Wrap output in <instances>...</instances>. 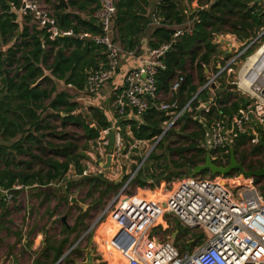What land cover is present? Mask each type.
Returning <instances> with one entry per match:
<instances>
[{"label": "trees", "instance_id": "trees-1", "mask_svg": "<svg viewBox=\"0 0 264 264\" xmlns=\"http://www.w3.org/2000/svg\"><path fill=\"white\" fill-rule=\"evenodd\" d=\"M41 1L46 6L52 4V0ZM181 1L161 0L157 6L159 21L151 33L149 48L154 49L169 42L177 30H182L183 34L163 58L165 69L160 70L155 78L156 96L167 97L174 80L180 76L184 82L168 103L180 100L176 107L177 112H180L186 102L198 95L193 102V112L184 111L176 121L175 126L181 125L178 133L173 129L168 130L135 174L131 183L142 189L151 190L162 180L168 183L172 178L192 176V170L204 164L207 154L213 156L205 147L210 123L215 119H230L246 105V100L241 97L231 99L232 93L225 90L221 81L220 90L215 91L216 106L209 113L194 110L209 95L207 90L198 93L206 82L204 68L213 65L215 69L216 64L223 65L224 62L218 61L219 46L213 38L215 35L232 34L240 42L249 41L264 27V11L260 0H197L199 9H196L192 21L188 19L189 14L184 13ZM113 2L117 25L120 21L124 22L122 16L130 15L138 0ZM68 3L70 8L74 6V0ZM96 4L95 12L98 9ZM19 5L20 0H0V185L14 193H17V190H12L14 186H20V190L31 188L38 191V196L44 194L49 199L55 194L50 187L61 181L70 169L76 176L82 175L88 144L96 142L99 133L112 124L101 108L89 107L86 113L79 112L78 104L72 101L67 92L59 91L57 83L63 82L65 86L83 90L88 74L98 69V62L89 56L90 52L100 48L105 50L93 40V37L101 35L100 23L94 16L88 21L80 17L71 18L62 7L56 5L52 13L58 29L71 31V37L59 36L50 40L45 30L39 33L32 27L29 33L28 28L24 27L19 36L24 39L22 43L2 51L1 47L15 38L19 29L12 11V8L18 9ZM187 23L190 26L185 27ZM81 33L92 37L84 44L78 37ZM127 45V50H132L130 43L127 42ZM68 48L73 50L67 55ZM17 54H20L18 61ZM102 60L103 68H106V54ZM13 66L15 73L7 75ZM194 71L197 82L193 78ZM224 77L225 74L222 75L223 80ZM156 103H159V99ZM166 119L167 116L154 106H150L145 115H137L133 109H127L123 116H117V124L125 140L122 153L127 152L134 140L153 142L161 135V125ZM127 127L131 138L126 135ZM70 128L75 131H69ZM186 130L189 132L184 134ZM174 135L179 137L178 147H170L176 145L175 142L168 143ZM81 142L83 145H80ZM246 145L251 148L246 149ZM232 148L237 162L246 171L254 172L264 167L263 148L259 144L252 146L248 137H236ZM133 158L141 161V158ZM224 158L226 166L230 161V151ZM213 163L223 165L217 161ZM238 173L234 170L227 177ZM206 174L211 175L202 173ZM82 181L88 185L89 196L102 189L98 203L115 193L121 185L108 181L103 175L84 177ZM254 182L264 196V178H254ZM7 208V200L0 195L2 217L7 215ZM76 224L72 229L64 227V232L74 234L80 226ZM167 232L170 235L177 232L174 244L179 250L192 247L188 245L189 237L195 241L204 237L199 231L183 228L177 221ZM50 249L56 259L61 255V246ZM43 257L49 259L47 254Z\"/></svg>", "mask_w": 264, "mask_h": 264}, {"label": "built area", "instance_id": "built-area-1", "mask_svg": "<svg viewBox=\"0 0 264 264\" xmlns=\"http://www.w3.org/2000/svg\"><path fill=\"white\" fill-rule=\"evenodd\" d=\"M96 2L98 9L94 17L100 23L101 35L93 37V40L104 48L107 66L88 74L84 89L89 95L96 94L114 77L121 53L111 40V25L116 13L114 2ZM260 3L264 11V0H260ZM18 10L30 15L36 28L45 30L50 40L61 35H72L71 31L62 32L58 29L52 11L41 0H20ZM155 22L158 23V20ZM182 34V30H177L169 42L149 50V59L124 75L122 91L115 97L116 114L119 117L127 109L143 115L150 106L167 116L161 125V135L153 140L155 145L184 111L193 112V102L197 97L191 98L180 112L176 110V101L156 103L155 78L160 70L165 69V54ZM222 38V35H215L213 40L219 44ZM227 39L230 53L236 55L223 67L217 65V71L207 74L206 82L199 91L207 90L208 99L194 109L200 113H209L216 106L215 91L220 89L221 81L225 86L222 75L232 71L231 65L234 62L245 59L235 80H224L236 86L235 91L246 100V105L230 119L213 120L206 134L205 147L213 153L211 160L222 163V166L226 162L224 156L228 154L236 137L246 136L252 145L259 144L261 138L264 140V27L249 41L240 42L235 36ZM208 70L204 68L205 72ZM183 82L182 76L177 77L170 90L176 93ZM212 86L216 89L213 90ZM111 131L115 133L114 151H123L124 137L116 123L101 131L97 141L108 147ZM126 135L131 138L128 127ZM133 143L140 142L134 140ZM148 155L136 168L137 171ZM115 156L117 153H112V162ZM136 170L106 208V217H111L112 221V234L102 239L101 244V236L95 237L99 240L98 250L104 264H264V196L254 178H245L240 172L232 178L220 175L184 176L175 180L169 191L162 193L163 189H160L163 199H158L155 193L153 196L139 193L126 195L125 191L131 185ZM91 173L103 175L105 171L99 166L93 170H84L82 175L88 176ZM19 188L13 187L12 190ZM0 195L7 201L12 198L11 190L1 185ZM171 219L185 229L201 232L204 237L199 241L189 237L188 245L193 248L179 250L174 246V240L159 238V235L167 234L170 230ZM107 248L113 249L116 255L111 257Z\"/></svg>", "mask_w": 264, "mask_h": 264}, {"label": "rangeland", "instance_id": "rangeland-1", "mask_svg": "<svg viewBox=\"0 0 264 264\" xmlns=\"http://www.w3.org/2000/svg\"><path fill=\"white\" fill-rule=\"evenodd\" d=\"M205 1L201 0V2ZM212 1L214 0H209V2ZM187 2V0H182L181 4L187 11H190L191 9H188L189 3ZM203 6L205 7V5ZM197 8L199 9V6ZM192 12L194 11H191L190 14ZM184 26L186 27L188 24ZM222 36L225 41L229 42L225 37L226 34ZM219 51V55L222 56L224 61L223 65L221 64L222 67L236 55L232 53L227 54L228 48L223 44L220 46ZM244 61L245 59L241 58L231 65L232 71L229 74L226 72L224 77L228 82L235 80ZM193 78L197 82L196 71L193 72ZM229 92L232 93L231 99L240 97L236 91L230 90ZM159 99L161 103H168L171 96L160 97ZM180 126L174 125L171 129L178 133L177 131ZM190 127H192L191 124ZM69 131L75 130L70 128ZM188 132L186 130L183 133L187 134ZM178 140L179 137L176 135L171 137L168 142L169 145L174 142L176 145L172 144L170 147H178ZM80 145H83V142ZM156 145L154 142H149L145 145L130 146L125 153L126 155L122 151H114L117 153L116 166L112 163L113 172H105L103 177L108 181L121 183V185L115 193L109 195L99 203L98 199L102 193V189L89 196L88 185L82 181L84 177L76 176L73 169H70L61 181L50 187L55 194L51 195L49 199H46L44 194L38 196V191L31 188L17 190V193L11 192L12 198L10 201H7V215L2 217L0 209V264H55L63 255L66 256L59 264H88V259H91L93 264H104L98 250L97 242L99 240L98 238L95 239V237L101 236V244L102 239L112 234L110 233L112 221L111 217H106V208L112 198L122 190L128 177L135 172L141 161L154 150ZM245 148L248 149L251 146L246 145ZM87 149L85 151L87 159L84 163L89 162L95 168H98L100 163L105 162V157L109 153L108 147H104L99 141L89 143ZM159 153L160 151H158ZM133 157L141 158L140 162L135 160L137 162L135 169H132L130 166V168L127 167L128 160H133ZM109 173L116 174L113 180H110ZM91 176L96 175L91 174ZM207 176L209 175L206 174L202 177ZM171 187V182H169L166 189L162 190V193L166 190L169 191ZM159 190V186H155L150 190L148 188H138L131 183L125 193L128 196L135 193L151 196L156 192L154 196L158 199H163L162 193ZM53 217L54 219H52ZM61 218H65L66 225L61 222ZM174 222L176 221L171 219L170 226ZM76 223H79L80 226L74 234L68 235L64 232V227L72 229L77 225ZM169 231H171V227ZM37 234H40L39 238H37ZM172 235L170 236V232H167V234L159 235V238L165 240L171 239L173 241ZM60 246L62 247L61 255L56 259L54 252L50 248H58ZM112 250L111 248H107L109 255L112 254V256L110 255L111 257L116 255L115 251ZM44 254H47L49 259L46 260L43 257Z\"/></svg>", "mask_w": 264, "mask_h": 264}, {"label": "crops", "instance_id": "crops-1", "mask_svg": "<svg viewBox=\"0 0 264 264\" xmlns=\"http://www.w3.org/2000/svg\"><path fill=\"white\" fill-rule=\"evenodd\" d=\"M69 0H66L68 10H65L60 4L59 0H52V4L47 6L51 11H53V7L56 5L62 7L63 11L68 13L70 16L71 14H75L74 17L71 16V18L80 17V19L88 21L90 18H92L95 14V10L97 7L96 2H90L89 0H74V6L72 8L69 7ZM161 0H147L142 1L138 0V2L134 3L135 5L132 7V11L130 12L129 16H122L124 19V22H118V24H115L116 17H113L112 25H111V40L113 39L114 44L120 49V57H119V65L116 70V73L114 77L105 84L96 94L89 95L86 93L85 89L83 90H77L71 85L65 86L63 82H58V90L59 91H65L67 92L70 97L72 98V101L77 103L79 106V112L86 113L89 107H97L101 108L105 111V115L108 117V119L112 122L111 126L114 123H118L117 120V114H116V107H115V97L116 95L120 94L123 88V78L124 75L131 69H134L138 67L142 62H145L149 59L148 53L149 50V41L151 40V33L154 31V29L157 27L158 23H156V19L159 21V18L157 17V6L160 4ZM189 3V7L191 10L187 11L185 7L183 6L184 13L190 14L191 11H196L198 5L197 0H194ZM12 8V7H11ZM142 14V15H141ZM13 16L15 18V23L19 25V29L17 31L16 37L11 38L7 45L2 46L1 50L6 51L8 48L13 47L14 45H20L23 38H19L21 31L24 27L28 28L29 33H31L32 27H34L36 30H38L39 33H43V30L36 28V26L32 23L30 15L23 14L20 10L15 9L13 11ZM195 19V17L193 18ZM190 21V20H189ZM188 24V23H187ZM189 25V24H188ZM190 26V25H189ZM64 32V31H62ZM62 36V35H61ZM229 36H234L232 34H226V39ZM62 37H71L70 36H62ZM79 39L84 41V44L92 37L90 34L81 33L79 36ZM223 37V36H222ZM229 41V40H228ZM127 42L130 43V46H132V50H127ZM83 44L82 47L85 45ZM227 45V41H225L223 38L219 42L218 46ZM73 49L68 48L66 50V54L68 55ZM102 48L95 49L90 52V55L95 61L98 62V68L102 69L104 66V61L102 60L103 56L105 55ZM230 51L228 49L227 54H229ZM220 54V53H219ZM20 54L16 55V60L18 61V57ZM219 61H223L222 56H218ZM217 65H220V63L216 64L215 69H213V65H211L209 70L207 72L204 71V74L207 76V74H211L215 71H217ZM74 68V67H73ZM10 72H7V75H13L14 72V66L9 69ZM88 72H86V75ZM225 87V86H224ZM220 90V89H219ZM218 91V90H216ZM227 91V90H226ZM232 91V90H231ZM178 92V91H177ZM176 92V93H177ZM170 90V93L167 96H171L176 94ZM198 95V94H197ZM195 95V96H197ZM160 96L158 95V99ZM160 100V99H159ZM177 103H180V100H174ZM187 103V102H186ZM185 103V105H186ZM184 105V106H185ZM131 110V109H130ZM84 111V112H83ZM130 114H128L129 116ZM118 126V124H117ZM149 143L148 141H141L138 144H130V146L135 147L136 145H145ZM126 155V154H125ZM117 157V156H115ZM117 162V158L114 159L112 162L115 164ZM213 162V161H212ZM137 162L134 160H128L127 167H132V169L136 168ZM85 169L93 170L95 169L92 164L89 162H85ZM101 166V163L99 164ZM114 166V165H113ZM116 166V164H115ZM129 167V168H130ZM113 168V167H112ZM111 168L110 172H113V169ZM128 168V169H129ZM127 169V170H128ZM130 171V170H129ZM109 172V171H105ZM93 174V173H91ZM88 175V176H91ZM95 175V174H93ZM115 173H109L110 180H113V177L115 176ZM88 176H78V177H88ZM193 176V175H192ZM198 176H203L198 175ZM184 177V176H182ZM189 177V176H185ZM179 178H175L177 180ZM171 179V185L174 181ZM117 183V182H116ZM169 183V182H168ZM168 183L166 181H160L157 186H159V189H166L168 186ZM14 187H20V186H14ZM20 190V188L18 189ZM162 191V190H161ZM156 194V192H154ZM54 219V217L52 218ZM40 234H37V238H39Z\"/></svg>", "mask_w": 264, "mask_h": 264}, {"label": "water", "instance_id": "water-1", "mask_svg": "<svg viewBox=\"0 0 264 264\" xmlns=\"http://www.w3.org/2000/svg\"><path fill=\"white\" fill-rule=\"evenodd\" d=\"M59 4L65 9L68 10V6L66 3V0H59ZM196 14V11L192 12L191 14L188 15V19L190 21L193 20L194 16ZM72 17L75 16V14H71ZM223 83L225 85V90L227 91H235L236 86L234 84H228L227 81L223 80ZM212 89L215 90L216 87L212 86ZM199 91L198 93H200ZM197 95V94H196ZM147 111H144L143 115L146 114ZM119 130V129H118ZM109 139V144H108V155L105 157V162L101 163V168L103 171H109L112 168V153L114 151V143H115V133L114 131H111L108 135ZM259 145L263 148L264 150V140L261 138ZM230 161L229 164L226 166H218L214 164L211 160L210 154H207L205 157V162L202 165L196 166L192 170V175L193 176H198L201 175L203 172H208L211 175H220V176H228L232 171L237 170L239 171L245 178H264V167L258 171H246L240 163L237 162L234 154H233V148L230 147ZM137 172V170H136ZM118 184V183H117ZM61 222L65 224V218H61ZM66 225V224H65ZM177 235V232H174L172 235V239H175ZM66 255H63L55 264H59L62 259ZM88 264H93L91 259H88Z\"/></svg>", "mask_w": 264, "mask_h": 264}, {"label": "bare ground", "instance_id": "bare-ground-1", "mask_svg": "<svg viewBox=\"0 0 264 264\" xmlns=\"http://www.w3.org/2000/svg\"><path fill=\"white\" fill-rule=\"evenodd\" d=\"M160 196V195H159Z\"/></svg>", "mask_w": 264, "mask_h": 264}]
</instances>
